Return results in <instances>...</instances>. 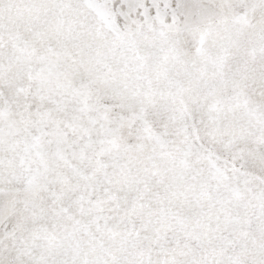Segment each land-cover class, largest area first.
Here are the masks:
<instances>
[{
	"label": "snow or ice",
	"instance_id": "obj_1",
	"mask_svg": "<svg viewBox=\"0 0 264 264\" xmlns=\"http://www.w3.org/2000/svg\"><path fill=\"white\" fill-rule=\"evenodd\" d=\"M0 264H264V0H0Z\"/></svg>",
	"mask_w": 264,
	"mask_h": 264
}]
</instances>
